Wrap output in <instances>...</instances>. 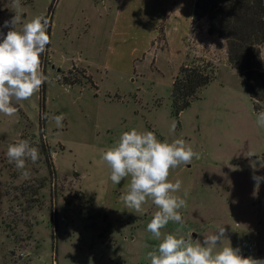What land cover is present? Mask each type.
Returning <instances> with one entry per match:
<instances>
[{
	"label": "rangeland",
	"instance_id": "1",
	"mask_svg": "<svg viewBox=\"0 0 264 264\" xmlns=\"http://www.w3.org/2000/svg\"><path fill=\"white\" fill-rule=\"evenodd\" d=\"M195 1L20 0L22 23L35 16L51 21V43L41 55L49 81L43 105L40 90L14 101L15 115L0 113V264H150L147 253L161 241L147 224L158 209L151 200L139 213L126 208L120 197L131 177L113 184L101 159L133 128L162 142L182 138L199 153L191 165L170 170L169 181H182L175 195L186 207L179 210L183 223L169 221L162 234L191 232L202 242L223 226L243 257L264 259V181L256 189L252 179L264 177V128L256 124L264 101L256 111L222 41L210 44L189 27ZM169 3L178 4L175 16L158 8ZM16 11L12 0H0L4 35V21ZM164 17L166 31L175 25L179 33L173 17L189 28L185 40L158 31ZM261 58L264 72V46ZM202 63L215 80L176 117L173 83L182 67ZM45 113L63 114V127ZM21 139L39 150L35 164L26 160L28 178L6 155Z\"/></svg>",
	"mask_w": 264,
	"mask_h": 264
},
{
	"label": "clouds",
	"instance_id": "2",
	"mask_svg": "<svg viewBox=\"0 0 264 264\" xmlns=\"http://www.w3.org/2000/svg\"><path fill=\"white\" fill-rule=\"evenodd\" d=\"M12 7L17 11L3 25L9 30L6 35L0 32L3 36L0 41V113L9 117L18 111L13 106L14 101L18 104L29 100L49 81L42 68L41 55L51 43L49 18L35 16L22 23L20 0H12ZM19 24L22 27L17 30ZM43 118L53 120L58 128L63 127V114L49 117L45 113ZM256 124L264 128V111L257 114ZM175 127L173 123L170 131H174ZM6 155L8 162L22 170L21 175L28 178L30 171L26 160L35 164L39 159V150L28 140L21 139L8 146ZM247 156L256 155L249 153ZM194 157L199 158V153L182 138L171 143L162 142L152 131L135 128L123 132L115 146L102 152L101 159L110 168L113 184H120L124 178L131 177L126 194L120 197L125 207L139 213L143 211V205L151 200L158 209L147 224V231L161 241L158 251L147 253L150 264H264V259L243 257L238 248L234 249L226 238L223 226H218L214 234L204 236L202 242L194 240L191 232L186 236L162 234L161 229L169 221L183 223L179 210L186 207L185 199L175 195L181 190L182 181H169L170 170L181 164L191 165ZM260 166L264 167V164L260 163ZM252 167L256 169V162H252ZM252 179L256 189L264 181V177L257 175H253ZM225 239L229 241L228 246H223Z\"/></svg>",
	"mask_w": 264,
	"mask_h": 264
},
{
	"label": "trees",
	"instance_id": "3",
	"mask_svg": "<svg viewBox=\"0 0 264 264\" xmlns=\"http://www.w3.org/2000/svg\"><path fill=\"white\" fill-rule=\"evenodd\" d=\"M51 12L53 7H51ZM166 22L164 18L163 23ZM192 23L212 44L223 42L229 65L239 71L254 109L264 101V0H196ZM161 32H164L162 24ZM210 64L184 66L172 88V108L176 117L188 109L200 91L215 80ZM44 87L41 102L44 104Z\"/></svg>",
	"mask_w": 264,
	"mask_h": 264
},
{
	"label": "crops",
	"instance_id": "4",
	"mask_svg": "<svg viewBox=\"0 0 264 264\" xmlns=\"http://www.w3.org/2000/svg\"><path fill=\"white\" fill-rule=\"evenodd\" d=\"M173 2V1H172ZM171 2V3H172ZM171 3H169V4H167V6H158V8L161 10V8H162V10L164 9V10H167V11H172V14L175 16V14H177V13H175L176 12V10H179V8H176L177 6H178V4L176 5V4H172L173 5V7H171L172 5H171ZM186 3V2H185ZM187 4V3H186ZM160 5V4H159ZM194 6H195V4H194ZM189 8H190V10H192L193 9V12H191L190 13V21H189V27H191L192 26V21H191V18H192V20H193V14H194V7L190 4L189 5ZM165 19H166V17H164ZM164 18L162 19V22H160L159 23V27H160V30H158V31H160L161 32V28H162V24H163V26H164V34H166L167 35V38H168V36L170 37V35L172 34V36H176V37H184V40L186 39V36L188 35V30H189V28L187 27L186 28V26L184 25H182L181 23H182V21H179V20H177L175 17H173V19H175V24H180L179 25V29H178V31H179V33H177V30H176V28H174L175 27V25H172V27L170 26L169 28H167L168 29V31H166V27H168V25H167V22H165V23H163V21H164ZM190 24H191V26H190ZM170 29V30H169ZM181 29V30H180ZM170 32V33H169ZM172 38H174V37H172ZM170 40H172L171 38H169ZM176 39V38H175ZM152 40H155V39H152ZM177 41H181V39L180 40H177ZM177 41H176V43H177ZM112 50H114L113 48H112ZM111 50V51H112ZM127 53H124V54H122L123 56H125Z\"/></svg>",
	"mask_w": 264,
	"mask_h": 264
}]
</instances>
